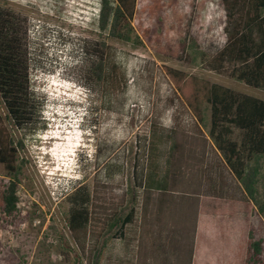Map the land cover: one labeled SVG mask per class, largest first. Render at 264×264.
Wrapping results in <instances>:
<instances>
[{
  "label": "rangeland",
  "instance_id": "374dc122",
  "mask_svg": "<svg viewBox=\"0 0 264 264\" xmlns=\"http://www.w3.org/2000/svg\"><path fill=\"white\" fill-rule=\"evenodd\" d=\"M101 1L0 0L27 21L30 84L42 106L36 131L28 133L6 117L0 98L5 124L25 145L19 213L11 221L0 212V264H243L250 234L264 247V216L211 143L210 109L200 124L165 67L262 100L264 90L232 77L229 64L211 69L217 32L192 44L182 60L165 58L142 44L137 31L125 41L102 32ZM193 3L183 1L181 12L189 16ZM103 42L105 59L125 73L124 85L92 73ZM55 136L59 142L47 140ZM142 148L146 177L138 186L135 158ZM255 165L261 196L264 156ZM9 182L0 164V190ZM80 188L91 196L81 244L68 227ZM130 213L120 236L117 223Z\"/></svg>",
  "mask_w": 264,
  "mask_h": 264
},
{
  "label": "trees",
  "instance_id": "16d2710c",
  "mask_svg": "<svg viewBox=\"0 0 264 264\" xmlns=\"http://www.w3.org/2000/svg\"><path fill=\"white\" fill-rule=\"evenodd\" d=\"M183 1L102 0L99 27L110 38L121 41L137 31L142 44L160 56L176 60H182L192 44H203L210 31L217 32L220 43L216 45L211 69L221 72L229 64L233 67L232 77L264 90V0H194L189 16L180 10ZM212 8L217 13L215 19L209 17ZM108 48L105 42L100 43V60L93 64L92 73L97 81H112L119 87L126 82L125 73L119 65L105 59ZM165 72L200 124L206 123V110L210 109L211 143L243 186L248 200L264 216V183L261 196L258 190L261 168L251 166L264 156V100L171 67H165ZM0 98L7 109L6 117L19 131H36L42 106L30 84L27 21L1 2ZM24 148L23 140L14 137L0 111V164L10 177V182L0 190V212L11 221L19 213L18 187L25 165L20 152ZM145 152L142 148L135 158L134 178L138 186L145 183ZM71 200L69 232L81 244L87 239L91 222V196L86 188H80ZM132 218L130 213L116 222L120 236ZM263 256V242L250 234L243 264H264Z\"/></svg>",
  "mask_w": 264,
  "mask_h": 264
},
{
  "label": "crops",
  "instance_id": "0c3cea01",
  "mask_svg": "<svg viewBox=\"0 0 264 264\" xmlns=\"http://www.w3.org/2000/svg\"><path fill=\"white\" fill-rule=\"evenodd\" d=\"M47 140L48 141H55V142H59L60 141V139H58V136H55V138L47 139ZM46 144H48V142ZM61 146H64V145H59L57 148H59ZM55 151H57V155L58 156H60V155L64 156L63 154L59 153V151H61V150L55 149ZM59 160H62V159L59 158Z\"/></svg>",
  "mask_w": 264,
  "mask_h": 264
}]
</instances>
